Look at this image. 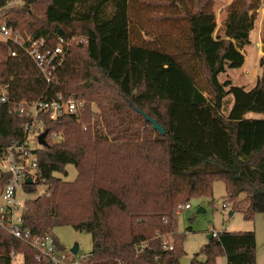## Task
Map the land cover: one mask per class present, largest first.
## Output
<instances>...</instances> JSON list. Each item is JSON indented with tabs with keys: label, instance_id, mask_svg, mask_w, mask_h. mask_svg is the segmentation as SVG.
I'll list each match as a JSON object with an SVG mask.
<instances>
[{
	"label": "trees",
	"instance_id": "1",
	"mask_svg": "<svg viewBox=\"0 0 264 264\" xmlns=\"http://www.w3.org/2000/svg\"><path fill=\"white\" fill-rule=\"evenodd\" d=\"M133 1L0 0V24L25 38H43L46 46L55 47L60 30L72 37L80 28L87 40L70 49L53 81L47 82L23 50L12 56L10 46L15 45L0 39V92L9 100L0 102V147L26 135L21 129L25 120L16 112L21 103L58 95L85 100L82 111L58 121L45 118L47 145L38 152L41 175L25 190L35 191L39 183L46 190L27 202L24 226L38 234L53 235L52 229L61 225L90 233L89 264H182L186 253L184 235L177 230V207L193 197L210 196L215 179L225 183L231 199L247 195L246 219L264 214V118L247 116L264 113V56L251 88L220 79L245 65L242 50L251 42L260 0H234L219 30L208 0H197L192 11L181 6L183 14L173 17L188 21L194 55L214 98L156 40L136 41L138 30L129 12ZM83 47L85 55L79 51ZM92 70L106 82L90 83ZM110 84L130 111L144 118L154 137L132 138L133 121L105 89ZM137 109L156 119L166 134ZM106 130L115 143L109 142ZM52 132L63 133V139L52 142ZM70 164L78 171L73 182L60 176L67 175ZM8 178L0 171V190ZM256 248L255 232L223 231L190 264H217L222 255L227 264H257ZM36 256L32 247L0 227V264H53Z\"/></svg>",
	"mask_w": 264,
	"mask_h": 264
},
{
	"label": "rangeland",
	"instance_id": "2",
	"mask_svg": "<svg viewBox=\"0 0 264 264\" xmlns=\"http://www.w3.org/2000/svg\"><path fill=\"white\" fill-rule=\"evenodd\" d=\"M181 1V4L178 3L179 5H174L170 0H158L160 4L164 5L154 6L148 1L134 0L129 10L133 28L138 30L137 33H134V38L140 44L142 43V39L146 40L148 43H153V41L156 40L164 51L175 54L181 64L190 70L197 84L205 91V95L209 98H214V95L209 91L206 79L200 70L199 62L194 55L188 21L183 18H173L183 14L181 6L191 11L194 10L197 5V0ZM233 1L234 0H208L209 8L212 9L216 15L218 23L217 30L221 27L227 15L228 7ZM15 2H17V0L13 1V3ZM257 7V22L255 29L250 34L251 42L242 50L246 56L245 65L243 68L230 69L225 74H222L220 76L222 81L231 79L238 85L251 88L254 86L261 73L260 60L261 57L264 56V0H260ZM163 15H170L172 18L164 21H158L154 18ZM1 17L2 15L0 14V18ZM8 17L14 18L15 16L11 14L8 15ZM81 32V29L78 28L77 37L79 39L84 38ZM84 49L83 47L79 50L83 55H85ZM92 71L90 83L99 85V83L106 82L105 78L99 73L95 72V70ZM105 89L114 101H117L119 105H124L122 114L132 119V138L138 139V136H152V133H150V126L145 124L144 118L141 115L138 116L130 111L126 102L118 94L117 89L111 84L110 87H106ZM76 100L78 101V99ZM231 102L232 101L228 103V108H230ZM78 103L79 105L83 103V106H80V111L84 110L86 106L85 100H80ZM93 105L95 109L96 104L93 103ZM224 113H228L227 109H225ZM247 116L252 118H264V113L250 112ZM106 135H108L107 130ZM108 137L111 144L115 143L113 142L112 135L109 134ZM66 170L67 175L60 176L66 181H75L78 175L76 167L70 164L67 166ZM30 173L33 175L35 174L34 171H30ZM45 190L46 186L39 183L36 186V190L32 192L20 188L18 197L24 201H29L42 195ZM189 203L192 205L191 208L183 209L177 214V230L184 235L183 245L186 253L181 258L182 264H190L195 254L199 253L202 247L210 241L208 235L213 231L255 232L257 240L256 262L257 264H264V214L255 213L252 220L246 219L244 210L247 207L248 198L245 193L241 194L236 200H233L227 194L225 183L220 179H215L213 181L212 194L210 196L193 197ZM225 204L227 207H225ZM199 208H202L203 211L198 212ZM231 211H233L232 214ZM52 233L56 240L65 247L68 252H70V249L75 243H78L79 250L76 255L78 257L88 255L93 250L92 235L84 230H76L71 225H61L54 227ZM168 240L171 243L174 241L172 237H168ZM217 264H227L226 258L223 255L218 257Z\"/></svg>",
	"mask_w": 264,
	"mask_h": 264
},
{
	"label": "built area",
	"instance_id": "3",
	"mask_svg": "<svg viewBox=\"0 0 264 264\" xmlns=\"http://www.w3.org/2000/svg\"><path fill=\"white\" fill-rule=\"evenodd\" d=\"M14 1V0H13ZM18 1V0H17ZM16 3V2H15ZM55 47L46 46L43 38L28 35L23 37L18 30H13L7 23L0 24V39L10 42V54L17 56L19 49L23 50L37 65L40 74L47 82H52L55 72L63 64L70 49L77 43L86 42V38L79 39L77 36H58ZM8 96L0 92V102L7 103ZM78 101L73 97L64 99L58 95L55 99L40 98L31 104L21 103L16 110L17 114L24 118L21 129L25 132L22 140L13 141L7 146L0 147V171L8 173L9 178L5 186L0 190V227L36 252L38 260L43 259L53 264H89L88 255L76 256L72 252L62 249L57 244L55 237L50 234H38L24 226V215L28 209V201L18 197L20 188L25 189L26 179L31 177L33 183L40 177L39 150L43 147L38 142V137L45 130V118L58 121L66 114L77 113L80 110ZM48 132L46 135L47 140ZM63 133L52 132V142L63 139ZM34 171L35 174H31ZM190 203L180 204L177 211L189 209ZM225 207L227 205L225 204ZM212 238H218L221 232L213 231ZM142 247H144L142 245ZM172 249V246L169 247ZM12 256L20 259V255Z\"/></svg>",
	"mask_w": 264,
	"mask_h": 264
},
{
	"label": "water",
	"instance_id": "4",
	"mask_svg": "<svg viewBox=\"0 0 264 264\" xmlns=\"http://www.w3.org/2000/svg\"><path fill=\"white\" fill-rule=\"evenodd\" d=\"M58 36H62V35H65L64 31L60 30L57 34ZM137 111H139L140 113H142L145 117V119L149 122L152 123L153 125V128L155 130H157L159 133H161L162 135H165L166 134V129L164 126H162L156 119L152 118L151 116H149L147 113L143 112L142 110L140 109H137ZM46 135H47V131H44L41 135H39L38 137V142L39 144H41L42 146H46L47 145V140H46ZM26 183L28 184H32L33 183V180L31 177H28L26 179ZM203 211L202 208H199L198 209V212H201ZM233 213V211H231V214ZM208 239L211 240L212 239V234H209L208 235ZM78 250H79V245L78 243H75L73 245V247L70 249V251L72 252V254L76 255L78 253Z\"/></svg>",
	"mask_w": 264,
	"mask_h": 264
},
{
	"label": "crops",
	"instance_id": "5",
	"mask_svg": "<svg viewBox=\"0 0 264 264\" xmlns=\"http://www.w3.org/2000/svg\"><path fill=\"white\" fill-rule=\"evenodd\" d=\"M243 67H244V66H243ZM243 67H242V68H243Z\"/></svg>",
	"mask_w": 264,
	"mask_h": 264
}]
</instances>
